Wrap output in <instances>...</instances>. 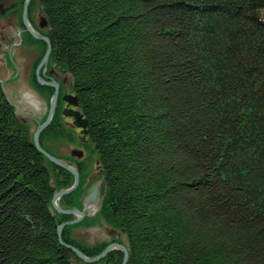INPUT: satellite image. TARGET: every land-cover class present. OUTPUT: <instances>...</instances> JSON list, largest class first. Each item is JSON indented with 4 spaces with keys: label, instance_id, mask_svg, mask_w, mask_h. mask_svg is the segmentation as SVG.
Masks as SVG:
<instances>
[{
    "label": "trees",
    "instance_id": "obj_1",
    "mask_svg": "<svg viewBox=\"0 0 264 264\" xmlns=\"http://www.w3.org/2000/svg\"><path fill=\"white\" fill-rule=\"evenodd\" d=\"M32 5L107 176L100 211L63 241L97 257L110 243L72 230L104 222L126 236L128 264H264V0ZM47 136H62L56 120L40 138L52 154ZM73 183L34 147L0 85V264H89L58 236L73 216L52 201ZM86 191L61 207L82 208ZM123 259L116 250L92 264Z\"/></svg>",
    "mask_w": 264,
    "mask_h": 264
},
{
    "label": "flooded vegetation",
    "instance_id": "obj_2",
    "mask_svg": "<svg viewBox=\"0 0 264 264\" xmlns=\"http://www.w3.org/2000/svg\"><path fill=\"white\" fill-rule=\"evenodd\" d=\"M25 6L26 0H0V75L3 77L12 76V78L23 76L28 79L31 86H29V88L33 91L35 96L25 93L27 96L26 99L36 105H38V103L34 98L37 97L39 99V106H41L38 114L39 116H42L41 120H39L42 122L40 125L46 121L50 111L51 100L57 91L54 86H50L49 84H58L60 86L59 99L53 122L55 120L57 121L58 130H67L73 133L74 136H79L80 143L86 145L88 143V134L83 135L81 133L82 129L74 126V119L65 117L63 114L67 109L80 111V109L69 106V104L64 101V97L67 95L77 96L72 89V79L63 75V73L56 67H53L50 63V57L49 60L44 63V58L48 51V45L45 41L35 38L31 30L38 35L47 37V23L45 18L38 12L32 3L28 7L27 12ZM41 81L43 83H41ZM47 112L48 114L45 118ZM74 155L79 159L75 160L76 158L73 159L71 157L68 159L67 157L65 158L67 159L65 161L78 170V188L82 183L83 189L87 190L86 196L81 200L82 208H62L65 210H79L84 212V218L77 223L80 224L87 218L95 217L100 211H96L99 197L96 199L95 203L89 204L88 206L85 205V200L91 194L92 189L95 186L99 187L101 185L103 180V170L100 168L99 163H97L93 170L90 169L89 159L84 160L85 158H83L81 153L78 152H74ZM84 175H87L85 177L86 180L83 179ZM89 209L92 213L88 212ZM67 216H73L71 221L79 218L76 215ZM93 226L96 225H91V227ZM112 243L116 242H111L110 244Z\"/></svg>",
    "mask_w": 264,
    "mask_h": 264
},
{
    "label": "rangeland",
    "instance_id": "obj_3",
    "mask_svg": "<svg viewBox=\"0 0 264 264\" xmlns=\"http://www.w3.org/2000/svg\"><path fill=\"white\" fill-rule=\"evenodd\" d=\"M36 9L43 16L41 8L36 5ZM63 75L69 77L67 74ZM6 79L7 83L5 84L4 88L14 105L18 118L20 122L24 126L28 127V129H30V132L34 135L38 126L40 125V123H42L39 121L41 120L42 116H39L38 114L39 108L41 106H39L40 101L37 97L34 98L38 103V105H36L26 99L27 96L25 93L30 94L31 96H35L33 94V91L29 88L30 84L27 78L23 76L12 78V76H10L6 77ZM47 114L48 112L46 113L45 118L47 117ZM65 131L66 133L62 130V136H47V138L45 139L46 148H48L53 156L63 160L64 162H66L65 160L67 159L65 158L67 157L68 159L70 157L73 159L76 158L74 152L81 153L82 157L85 158L84 160L89 159V168L93 170L98 163L97 156L93 149L90 148L88 143L86 145H82L80 143L79 136H74L73 133L67 130ZM67 133L70 134L71 137ZM77 159L79 158H76L75 160ZM88 212L92 213L90 209L88 210ZM72 237L75 240L85 243L86 245L111 243L113 240L119 242L120 244H127L126 236L120 229L118 230L104 222L93 227L89 225L78 226L72 230Z\"/></svg>",
    "mask_w": 264,
    "mask_h": 264
},
{
    "label": "water",
    "instance_id": "obj_4",
    "mask_svg": "<svg viewBox=\"0 0 264 264\" xmlns=\"http://www.w3.org/2000/svg\"><path fill=\"white\" fill-rule=\"evenodd\" d=\"M32 2H33V0H26V6H25L26 12H27V9ZM31 32L35 38L45 41L48 45V51H47V54L44 58V63H46L49 60V57H50L51 52H52L51 41L48 37H43L41 35H38L33 30H31ZM5 83H6V77H3L0 75V85L2 87L3 93H4L5 97L7 98V100L9 101V103L11 105H13L8 93L6 92V90L4 88ZM41 83H43V82L41 81ZM49 85L54 86L57 89V91L51 100L50 111H49V115H48L46 121L43 124L38 126L37 130L35 131V133L33 135V145L51 163H53L54 165H56L58 167L65 169L66 171H68L74 175V177H75L74 185L69 189H65V190H61L59 192H56L54 195L52 204H53L54 209L62 215H76L79 217L77 220H74L71 222H66V223H63V224L58 226L59 241H60L62 246H65L68 249L72 250L77 255V257L85 263L92 264V263L99 262V261L103 260L104 258H106V256L109 253L116 251V250H119L124 255V259H123L122 264H128V262H129V251H128L126 246H124L120 243H117V242L112 243V244L108 245L106 247V249L99 256L89 257L84 252H82L80 249H78L75 246H72L70 244L65 243L62 239L63 230L70 225H75V224L79 223L84 218L85 214H84V212L79 211V210H65L59 204V201L61 198L72 194L78 188V185H79L78 170L76 168H74L73 166L67 164L63 160H61V159L51 155L50 153H48L46 150H44L42 148V146L40 144L41 135L51 126V124L55 118V111H56L57 103H58V99H59L60 86L56 83L49 84ZM64 101H66L69 104V106L75 107L77 109H79V107H80L78 96L67 95L64 97ZM63 114L65 117H69V118L74 119V126L76 128L82 129L81 133L83 135L88 134V120L86 118H84V116L82 115V113L80 111L73 110V109H67L63 112ZM102 175H103V180L101 182V185L99 187L95 186L92 189L91 194L85 200V205L88 206L89 204L95 203L96 199L99 197V203H98L97 209H96L97 212L101 209L103 198L105 195V189H106L107 176H106V173L104 171H102Z\"/></svg>",
    "mask_w": 264,
    "mask_h": 264
}]
</instances>
